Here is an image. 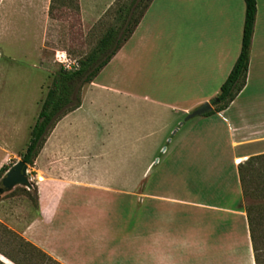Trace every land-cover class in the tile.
Segmentation results:
<instances>
[{
	"label": "crops",
	"instance_id": "1",
	"mask_svg": "<svg viewBox=\"0 0 264 264\" xmlns=\"http://www.w3.org/2000/svg\"><path fill=\"white\" fill-rule=\"evenodd\" d=\"M115 2L78 0L82 28ZM244 15V0H152L131 36L84 86L80 107L56 123L36 157L51 176L45 182L38 176L39 215L30 226L37 247L61 264H75L52 249L48 237L59 235L54 222L76 191L93 189L112 196L99 202L107 209L92 206L95 215L117 216L121 196L142 207L141 227L125 239L127 250L116 245L99 255L98 264H256L239 167L264 155V0H256L244 88L224 110L186 118L211 104L230 74ZM93 141L104 145L102 153L82 145ZM113 142L148 144L149 159L168 142L180 165L162 182L160 175L146 181L152 160L124 183L99 179L96 160L111 155L107 144ZM86 176L96 177L86 182Z\"/></svg>",
	"mask_w": 264,
	"mask_h": 264
},
{
	"label": "rangeland",
	"instance_id": "2",
	"mask_svg": "<svg viewBox=\"0 0 264 264\" xmlns=\"http://www.w3.org/2000/svg\"><path fill=\"white\" fill-rule=\"evenodd\" d=\"M49 2L50 0H0V168L9 169L22 159L29 143L31 128L54 74L61 69L55 53L65 51L71 58H85L96 48L108 29L118 25L117 9L129 0H118L86 30L82 28L76 0H54L51 18L47 10ZM145 4L146 0L138 3L127 29L131 28ZM31 13L35 15L32 16ZM29 23H35L36 29L17 31V25ZM169 139L172 136L167 141ZM82 145L95 153H102L104 146L97 141ZM147 145L121 142L107 144L111 155H102L96 160V165L102 171V176L97 177L104 180L110 177L114 182L124 183L125 178L136 177L152 160L146 181L154 183L159 175L163 178L161 182L168 180L169 174H173L180 165V159L172 157L168 142H163L152 150V157L149 159ZM71 146H78L80 150L84 148H80L81 143H72ZM35 160L36 158L32 166L27 165L29 188L16 186L0 194V264H61L31 241L30 226L39 215L35 203L38 176L43 178V182L51 177L45 166L44 169H39ZM117 170L118 175L115 173ZM6 172L0 174V182ZM104 172L109 173L104 175ZM244 174L247 195L243 197V205L246 208L253 205L255 208L257 246L260 250V262L264 264V161L253 162L252 167L244 168ZM94 177L86 176L85 181H92ZM232 192L236 194L238 191L235 188ZM76 193L78 197L71 203L68 202V206H63L54 222L59 235L52 234L48 237L51 248L75 264H98L96 260L99 255L116 245L127 250L129 245L125 239L131 238V234L141 227L137 221L141 219L142 207L127 201L135 198L119 197L120 213L113 217L112 214L95 215L93 210L96 202L99 204L97 207L107 209V206L99 202L112 199L111 193L93 189H78ZM2 229L12 232L22 241L5 235ZM128 254L131 258L141 257L134 252ZM102 257L105 259L106 256Z\"/></svg>",
	"mask_w": 264,
	"mask_h": 264
},
{
	"label": "trees",
	"instance_id": "3",
	"mask_svg": "<svg viewBox=\"0 0 264 264\" xmlns=\"http://www.w3.org/2000/svg\"><path fill=\"white\" fill-rule=\"evenodd\" d=\"M117 1L118 0H116V2ZM141 1L142 0H129V2L118 7V25L109 28L105 35L99 40L96 48L93 49L85 58L78 60L79 68L76 71L65 72L60 69L54 74L51 86L45 95L35 123L31 128L29 143L22 155L21 160L25 164L29 166L33 165L34 159L37 157L39 150L43 146L49 133L55 127L56 123L66 114L80 107L81 89L97 76L101 69L110 61L118 49H120V47L131 36L144 12L152 2V0H146V4L143 6V9L139 13L136 20L133 21L131 28L127 29V26L131 24L132 17L138 7V3ZM53 2L54 0H50L48 10V16L50 18L53 10ZM76 3L77 10H79L78 0H76ZM244 3L245 15L240 52L230 71V74L221 85L219 93L211 101V104H213L214 107L213 110L207 114L224 110L238 96L246 84L250 58V45L256 15V0H244ZM121 34L122 36H120ZM258 160L264 161V155L249 158L239 167V179L240 185H242V198L244 195H247V181L244 174V168L249 169L252 167L253 162ZM7 170L8 168L5 169L4 167H1L0 174L6 172ZM35 191V203L38 207L37 189ZM240 208L242 209V207ZM243 209L247 216L255 263L262 264L259 256L260 250L257 246L258 237L256 236L255 229V222L257 221L254 214L255 208L253 205H250L247 208L243 207ZM2 233L13 238H18V236L6 229H2ZM18 239L21 240L20 238Z\"/></svg>",
	"mask_w": 264,
	"mask_h": 264
},
{
	"label": "water",
	"instance_id": "4",
	"mask_svg": "<svg viewBox=\"0 0 264 264\" xmlns=\"http://www.w3.org/2000/svg\"><path fill=\"white\" fill-rule=\"evenodd\" d=\"M212 108L213 104L205 103L192 111L187 118L190 119L205 115L210 112ZM0 185V194L10 191L16 186L29 188L30 184L27 179V164H25L22 160L17 161L7 170L5 176L1 179Z\"/></svg>",
	"mask_w": 264,
	"mask_h": 264
},
{
	"label": "built area",
	"instance_id": "5",
	"mask_svg": "<svg viewBox=\"0 0 264 264\" xmlns=\"http://www.w3.org/2000/svg\"><path fill=\"white\" fill-rule=\"evenodd\" d=\"M55 59L59 63L60 68L65 72H73L79 68L78 60L71 58L65 51H57Z\"/></svg>",
	"mask_w": 264,
	"mask_h": 264
}]
</instances>
